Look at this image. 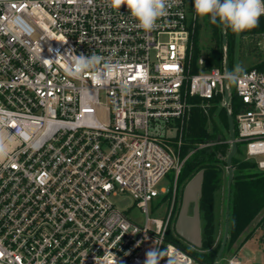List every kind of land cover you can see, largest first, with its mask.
<instances>
[{
    "label": "built area",
    "instance_id": "built-area-1",
    "mask_svg": "<svg viewBox=\"0 0 264 264\" xmlns=\"http://www.w3.org/2000/svg\"><path fill=\"white\" fill-rule=\"evenodd\" d=\"M194 15L181 0L145 32L109 0H0V264H144L151 248L161 264H202L168 236L180 168L213 144L180 156L190 109L223 97V70H189ZM81 53L102 58L99 79L67 75ZM232 91L236 141L264 170V70L244 69ZM159 193L163 219L148 215Z\"/></svg>",
    "mask_w": 264,
    "mask_h": 264
},
{
    "label": "trees",
    "instance_id": "trees-1",
    "mask_svg": "<svg viewBox=\"0 0 264 264\" xmlns=\"http://www.w3.org/2000/svg\"><path fill=\"white\" fill-rule=\"evenodd\" d=\"M205 23L212 32L216 31L217 25L210 23L209 18H204ZM228 30V29H227ZM225 30L226 40L228 32ZM251 32H264V20L260 17L258 26ZM190 40L195 49L188 58L190 72H197L196 65L198 50L196 49L197 32L190 34ZM223 51L218 47H212L206 52L205 66L206 68L219 67L223 70ZM230 68V67H229ZM258 70H264V64L254 67ZM230 71V69H229ZM220 95L215 96L211 102L215 103L210 107H201L199 104L190 109L185 124V139L181 145L180 156L186 155L188 150L194 148L195 143L212 142L210 146L194 149L190 155L184 160L178 177L177 185L182 187L187 181L199 170L203 171V179L201 183V194L198 197V210L200 219V236L201 243L198 247L190 248L186 242L178 237L175 238L168 234L169 238L179 245L191 257L202 264H212L216 256V252L220 246L224 226V214L227 198L226 184L223 186V170L225 167L226 155L230 149L228 139L227 117L224 106H219L216 110L215 118H209L215 111V107L219 102ZM195 103H200L199 98L192 99ZM239 102L231 90L228 101V111L233 119L238 109ZM208 122V123H207ZM210 125L211 129H207ZM235 128V122H234ZM236 134V131H235ZM241 148V143L237 142V150ZM233 168V176L229 191V227L228 236L224 245V251L230 248L235 242L236 249L250 237L254 228L251 227L254 217L264 210V171L252 170L255 166L254 162L237 160L233 155L231 159ZM224 188V209L220 208L222 198V189ZM189 206H192L190 204ZM219 229L221 235L217 239Z\"/></svg>",
    "mask_w": 264,
    "mask_h": 264
},
{
    "label": "rangeland",
    "instance_id": "rangeland-1",
    "mask_svg": "<svg viewBox=\"0 0 264 264\" xmlns=\"http://www.w3.org/2000/svg\"><path fill=\"white\" fill-rule=\"evenodd\" d=\"M197 32V41H196V49L198 50V57L196 61V65L198 68V71L207 70L210 68H206L205 66V57L206 52L212 48V47H218L222 49L223 46L221 44V30L218 28L216 31L212 32L210 27H208L205 23V19H201L194 15L192 24H191V33ZM227 55H228V63H229V69L230 72L233 71L234 67L239 64L242 66L243 69L248 68H254L258 67L261 64H264V38H262L261 34L262 32H251L246 31L239 35L232 33L230 29L227 30ZM193 49L195 47L190 41V47H189V56L193 53ZM234 82L229 81L228 83V93H231V90L233 88ZM101 104H104V100H101ZM215 103L210 102L206 105V107L213 106ZM219 106H223V97L222 95L219 97V102L217 103L215 107L214 113L211 115H208L209 118H215V112L219 109ZM208 123V122H207ZM208 130L211 129L210 125L206 126ZM170 135L174 136L175 131L173 130L170 132ZM184 142V141H183ZM227 142L229 143L228 139ZM185 143V142H184ZM183 143V144H184ZM230 144V143H229ZM197 144L195 143L194 146ZM191 150V149H190ZM188 150V151H190ZM179 154L181 152V148L179 149ZM234 156L237 158V160H243L247 161L249 163L254 162L255 166L251 167L252 170H259L264 171L262 169H259L256 165V162L254 159H251L247 156L244 148H240L237 150L234 154ZM262 158V157H258ZM223 170V186L226 184L227 180V169L226 166L222 167ZM170 177H165L159 181L157 184V190L159 191L161 188L168 190L170 187ZM183 188L181 184L177 185L176 190V198L173 208V219L174 222L176 220V217L179 212V208L181 205V196ZM223 188V187H222ZM224 188L222 189V198L220 201V208L221 210L224 209ZM163 194L159 193L154 199H153V206H149L148 215L149 217H155L163 219L165 216L166 209L168 208V201L164 198H162ZM112 202L115 204V206L120 209L124 210L127 214V216L137 222V223H143L145 219V214L142 213L135 205L133 198L128 194H116L114 196L110 197ZM192 212V206H189L187 214L191 215ZM264 220V210H261L253 219V222L251 223V227L254 228L252 234L250 237L240 246V248L236 249L237 242H235L230 248L226 249L224 251V248L219 256V263L224 264L228 259H236L240 262V264H264V245H261L259 241V236L261 233L260 230V223ZM174 223L171 221L169 234L175 238L181 239L174 230ZM221 235V229H219V233L217 236V239ZM183 241V240H182ZM185 242V241H184ZM188 244V243H187ZM190 248H193L191 245H188Z\"/></svg>",
    "mask_w": 264,
    "mask_h": 264
},
{
    "label": "clouds",
    "instance_id": "clouds-1",
    "mask_svg": "<svg viewBox=\"0 0 264 264\" xmlns=\"http://www.w3.org/2000/svg\"><path fill=\"white\" fill-rule=\"evenodd\" d=\"M181 0H109L113 9L126 6L127 11L136 20L140 29L151 32L157 21L167 14L169 8L178 5ZM195 15L201 19L209 18L210 23L230 29L234 34L252 30L258 26L259 19L264 16V0H193ZM101 57L93 54H70L65 71L68 76L78 78L86 72H93L94 78L99 79L100 74L96 66ZM244 72L242 66L237 64L233 71L226 72L227 79L235 82ZM161 249L151 248L145 254L144 264H161L165 255ZM169 264H172L169 261Z\"/></svg>",
    "mask_w": 264,
    "mask_h": 264
},
{
    "label": "water",
    "instance_id": "water-1",
    "mask_svg": "<svg viewBox=\"0 0 264 264\" xmlns=\"http://www.w3.org/2000/svg\"><path fill=\"white\" fill-rule=\"evenodd\" d=\"M221 44L223 46V72H229V63H228V55H227V40L225 29L221 27ZM228 81L229 79L226 76L223 78L222 86H223V98L224 103L223 106L226 110L227 117V128H228V141L230 143V149L226 155L225 166L227 169V198H226V206H225V214H224V226H223V234L220 246L216 252V256L214 258L213 263L217 261L219 258L228 236V227H229V191L230 185L233 176V168L231 166V159L236 152L237 149V141L235 138V128H234V119L231 113L228 111L227 105L229 101V93H228ZM203 179V171L199 170L196 172L184 185L182 196H181V205L179 208L178 215L174 222V230L175 233L186 243L193 247L200 246L201 236H200V219H199V210H198V197L201 194V183ZM192 204V212L191 215L187 214L189 205Z\"/></svg>",
    "mask_w": 264,
    "mask_h": 264
}]
</instances>
